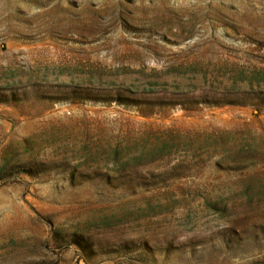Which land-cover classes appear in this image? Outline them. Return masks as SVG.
Returning <instances> with one entry per match:
<instances>
[{"label": "rangeland", "instance_id": "obj_1", "mask_svg": "<svg viewBox=\"0 0 264 264\" xmlns=\"http://www.w3.org/2000/svg\"><path fill=\"white\" fill-rule=\"evenodd\" d=\"M0 264H264V0H0Z\"/></svg>", "mask_w": 264, "mask_h": 264}, {"label": "bare ground", "instance_id": "obj_2", "mask_svg": "<svg viewBox=\"0 0 264 264\" xmlns=\"http://www.w3.org/2000/svg\"><path fill=\"white\" fill-rule=\"evenodd\" d=\"M23 4V3H22ZM23 6V5H22ZM28 7V6H27Z\"/></svg>", "mask_w": 264, "mask_h": 264}]
</instances>
